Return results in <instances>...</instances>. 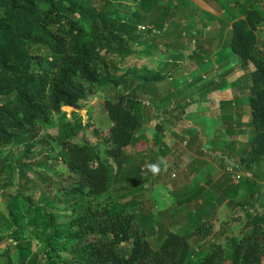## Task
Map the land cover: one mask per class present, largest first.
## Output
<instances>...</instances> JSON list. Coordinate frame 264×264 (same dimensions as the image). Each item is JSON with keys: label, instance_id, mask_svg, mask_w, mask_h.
I'll use <instances>...</instances> for the list:
<instances>
[{"label": "trees", "instance_id": "16d2710c", "mask_svg": "<svg viewBox=\"0 0 264 264\" xmlns=\"http://www.w3.org/2000/svg\"><path fill=\"white\" fill-rule=\"evenodd\" d=\"M93 1L0 0V173L14 168L3 150L12 153L13 147L23 145L18 171L28 181L34 170L25 163L34 154L35 141L30 139L41 129L55 127L56 116L65 114L63 107L81 110L90 97L100 95L108 117V134L103 141L77 140L84 128L69 127L58 136L60 150L54 163H40L56 176L61 172L72 176L74 181L61 193L44 204L33 203L26 192L12 195L7 203L11 229L8 235L0 236V247L8 240L0 253V264H263L264 211L257 208L264 204L262 182L245 177L225 191L231 196L249 189L256 197L250 206L255 213L241 235L226 236L224 219L214 241H200L196 246L191 245L192 238H209L205 233L214 217L211 212L196 211V222L190 221L178 231L167 228L157 247L150 243V232L157 230L154 224L148 227L149 220H143L148 214L140 211L143 203L150 201L145 180H151L153 173L148 167L146 177L140 167L126 182L125 188L137 191L132 199L126 192L119 194L118 200L112 198V173L121 174L130 161L129 147L143 141L145 91L161 83L165 75L148 67L120 71L112 67L108 55L127 58L141 48L138 28L160 0H142L143 15L141 10L106 13ZM172 2L166 0V10ZM225 12L233 16L229 47L243 66H254L248 98L253 134L241 164L247 169H264V32L258 33L264 24V10L237 0L236 7H226ZM143 55L152 56V51ZM129 75L137 81L127 82ZM109 87L115 89L114 95L102 94ZM156 127L162 132L163 122L158 120ZM160 167L162 171L165 165ZM204 192L198 187L167 212L186 208ZM56 205H66L70 218L60 220ZM25 216L41 223V230L31 232L43 242L44 250L33 251L34 237L26 236L30 230L20 219ZM212 226L210 233L215 229ZM224 236L226 247L219 243ZM131 238L129 253H120L118 246Z\"/></svg>", "mask_w": 264, "mask_h": 264}, {"label": "crops", "instance_id": "0c3cea01", "mask_svg": "<svg viewBox=\"0 0 264 264\" xmlns=\"http://www.w3.org/2000/svg\"><path fill=\"white\" fill-rule=\"evenodd\" d=\"M192 2L199 6L196 17L181 15L182 21L175 20L171 27L167 26L171 21L165 19L162 30H168V37H192V41L198 43L195 56L199 58L196 64L190 65L191 70L185 73L179 72L182 70L181 64H184L180 51H172L171 55L165 52L167 54H162V57L156 56V67L148 66L149 69L162 71L165 79L145 91L143 98L147 106V120L143 124L144 137L142 142L136 144V150H133V146L129 147V166L135 163V157L138 156V167H141L142 171L149 163L165 165L166 169L167 166L179 167L183 171L181 179L170 185L169 192L173 196L182 195L176 199L173 196L170 199L164 197L157 191L158 184L150 186V198L156 205L167 203L169 207H174L177 200L202 187L205 189L203 195L188 205L195 203L196 206L209 209L212 207L214 210L216 206H212L213 201L225 198L221 193L228 188L227 185L222 186L226 180V170L222 163H241L242 154L249 147L247 135L239 126L249 123L252 110L250 105L232 90V84L237 79L248 76L247 70H237L233 74L231 68L235 63L232 61L235 54L229 47L233 16H227L225 8L236 7L237 0H178L177 3H181V8L184 9L193 6ZM239 3L241 4L240 0ZM175 23H182L185 27L175 26ZM160 32L157 29L155 33ZM211 44L213 45L210 47ZM195 47L196 45L193 49ZM164 49L170 51L167 47ZM200 55H210L212 58L208 61L206 58L201 59ZM165 57H168V60ZM151 58L154 57L143 56L141 61L147 66ZM210 65L215 69L214 72L219 74L229 69L230 74L226 76L223 84L219 83L217 77L215 82L210 81L209 74L206 73ZM170 68L173 69L169 71ZM219 68L222 69L218 70ZM186 76L189 80L183 82L181 78ZM240 103L242 106H239ZM158 120L163 122L162 132L157 130ZM158 175L159 173L153 175L151 181ZM173 176L176 178L178 174ZM216 189L220 191L218 196L214 193ZM240 196L241 190H238L234 196H226L225 199H237ZM225 201L223 199L218 209L214 210L216 217L223 213ZM180 209L179 214H182L185 207L181 206Z\"/></svg>", "mask_w": 264, "mask_h": 264}, {"label": "rangeland", "instance_id": "374dc122", "mask_svg": "<svg viewBox=\"0 0 264 264\" xmlns=\"http://www.w3.org/2000/svg\"><path fill=\"white\" fill-rule=\"evenodd\" d=\"M141 2L142 0H94L93 3L99 10H103L106 13H111L115 10H119L122 12H128L133 13L137 10H141ZM178 0H174L170 6H168V9H165L166 0H160L158 6H154V9L151 13L147 14L145 17L144 22L141 24V26H151L156 30H160V33H155L150 28L143 29L141 26H139L137 31V42L141 46V48H137L136 52L134 54H131L129 57L124 58L123 55H108L110 62L112 63V67L116 68L120 71H125L127 69H135V68H141V67H148V66H155L157 65V59L156 56L162 57V54L171 55L172 51H180L182 61H184V64H181V71L182 73L188 72L191 70L190 65L196 64V61L199 57L195 56V53H197V45L198 43H194L192 41V37L189 35H186V37L179 38L178 36L173 37L170 35L168 37V30L163 31L164 28L163 21L166 19L171 21L170 23H167V26L171 27L175 22V20L182 21L183 16L185 17H196L198 15L199 6L196 5L194 2V5L189 8L182 9V4L177 3ZM241 3L247 2L249 5H255L259 6L264 10V0H240ZM141 14L143 15V11L141 10ZM183 15V16H181ZM196 15V16H195ZM172 18V20H171ZM184 24H176L175 26H183ZM185 27V25L183 26ZM264 32V24L260 26V29L258 30V33L261 34ZM167 34V35H166ZM261 41H264V38H261ZM196 45V49L194 47ZM213 44L210 45V47ZM165 47L169 48V52L167 49H164ZM152 48H156L157 50H152ZM212 49V48H211ZM151 52L152 56L154 58H151L148 61V65L145 66L144 63L141 61L143 59V53L144 52ZM167 52V53H165ZM202 56V55H200ZM176 58V57H174ZM201 59L206 58L211 59L212 56L206 55L200 57ZM161 59V58H160ZM165 59L168 60V57H165ZM192 59V60H191ZM193 61V62H191ZM209 61V60H208ZM235 62L232 68L233 74L237 70H247L248 76H243V79H237L235 83L232 84V90L235 92V94L239 95V98L242 99L245 103H248V98L250 96V84L251 82H248L250 79V73L249 71L254 68L252 64L247 65V67L242 65V60L238 55L235 54V59L232 60ZM189 62V63H188ZM174 64V63H173ZM172 64V65H173ZM176 64V63H175ZM161 65V64H160ZM178 65V64H177ZM160 67V66H159ZM173 68H170L169 71H171ZM175 69V68H174ZM222 68H219L220 70ZM209 74V79L212 82H215L214 80L216 77L219 79V83L223 84V82L226 81V76L230 74L229 69L222 71L220 74L218 72H214V68L212 65H210L209 68L206 69ZM205 70V71H206ZM234 70V71H233ZM176 74V73H175ZM181 75V73H180ZM186 75V74H185ZM182 76V75H181ZM183 82H186L189 80V77H183L181 78ZM126 81H137L136 78L133 75H129L126 77ZM218 83V82H217ZM130 90V88H129ZM187 90V89H186ZM115 89L113 87H109L107 91L103 92L102 94L106 95L110 93L112 96L114 95ZM188 91V90H187ZM126 93V92H125ZM239 106H242L240 103ZM64 115H58L56 116V126L53 128L48 129H41L35 136H32L30 141H35V146L33 147L32 151L34 154H32V158L29 160L27 159L25 163H28V165H32L33 171L29 173L28 181L25 180V178H21V173L18 171L20 169V165H18V159L22 156L24 147L21 146H15L12 148V153H9V149L3 150V156L7 158V161L11 163L13 168V171H7L0 173V236H6L10 232L11 229V223L8 220V211H7V203L11 199L12 195L20 192H26L30 197L31 201L33 203H42L44 204L48 200L52 199L56 194H59L63 191L65 187L70 185L74 179L72 176H69L66 172H61L60 176H56L53 174L52 171L47 170V168L43 167L41 168L40 163H54V157L58 155V152L60 150V143L58 141V136L62 134V132L69 129V127H83L84 130L81 131V134L79 138L76 139H89L92 142H98L103 141L108 134V117L106 113L103 111V97L100 95L92 96L88 99V101L84 104V108L81 110H77L74 107L65 106L63 107ZM252 118V117H251ZM239 128L244 131L247 135V140H250V137L253 134V127H252V119H250L249 123L245 126H239ZM182 145V143H181ZM249 145V144H248ZM133 150H136V144L132 145ZM134 153V152H133ZM11 154V155H10ZM136 154V152H135ZM10 155V156H9ZM196 164V163H195ZM223 168L226 170V180L225 183L222 185L230 186L231 189L238 184L239 182H236L234 175L236 172L241 173H249L252 175L251 179H255L259 182L264 183V169L261 167H258L257 169H247L244 165L241 163H222ZM0 166H3L0 162ZM139 157H135V163L132 164V166H129V164L124 167V170L119 175H115L112 173L111 175V184H114V188L112 189V198L118 200L119 197H117L119 194H122L123 192H126L128 194V199H132L137 193V191H131L127 188L126 182L136 173V171H140L139 169ZM161 166V165H160ZM227 166L233 167L234 171L227 170ZM142 169V168H141ZM143 170V169H142ZM141 170V171H142ZM173 174H178V176L175 178ZM143 177H146L145 170L142 171ZM183 176V171L180 170L179 167H168L166 169L163 168L162 171L159 172V175L157 177H153V181L151 180H145L146 185L150 187L153 184H158L157 191H159L161 194H163L164 197L169 198L173 195L169 192L170 185L175 181H178ZM244 179V178H242ZM241 179V180H242ZM240 181V180H239ZM138 190V189H137ZM218 192H220L218 189L215 190V196H218ZM134 193V195H133ZM214 195V194H213ZM221 195L226 198L225 192H222ZM148 196H151V187L150 192L148 193ZM179 196L182 195H174L173 197L176 199ZM234 196V195H233ZM224 199L225 205L222 209L223 213L221 215L218 214V217L214 215L212 218V222L209 225L208 231L205 234L209 235V238L206 239L203 236L201 237H195L192 238L191 245L196 246L197 243H202L204 241H207L206 243H209L211 241H214V238L216 237L217 230L221 227V221L227 220V227L225 228L226 236L229 237H235L242 234V228L246 226L248 220L251 217V213H255V208H251V204L254 203V195H252L251 191L249 189H241V196L237 199ZM223 199L217 198L215 201H213L212 206H216L214 210H217L220 204L222 203ZM176 204V203H175ZM66 205L55 207V212L60 216V220H67L70 218V213L65 210ZM239 207H246L250 208L249 211L247 210H239ZM160 208V209H157ZM167 203H159L155 204V201L150 198V201L144 202L143 205L140 207L141 213L148 214V218L143 216V220L147 219L148 221V227L152 228L153 224L155 225L156 232H150L149 235V241L152 244L153 247H157L161 241L162 238L165 236V231L167 228H170L171 231H178L180 228H183L184 225L188 222H196L197 215H195L196 211L198 212H211L214 213V210H212V207L207 208L202 206H196L195 203L191 204L188 208H185L183 210L182 214H179L181 209L179 211H172L175 213L173 215L172 212H167V209H169ZM258 209H261V211H264V204L262 206L257 207ZM245 209V208H244ZM195 210V211H194ZM239 210V211H238ZM234 214L235 216H232ZM143 215V214H142ZM21 223L23 224L26 229L30 230L26 233V236L29 238H33L32 236V229H42V225L40 222L35 221L31 217L25 216L24 218L21 217ZM222 219V220H221ZM215 225V229L210 233V228H212ZM141 226V225H140ZM154 227V226H153ZM149 232V231H148ZM226 236L222 237L220 239V242L222 246L226 247ZM202 241V242H200ZM8 243V240L6 238L4 244L0 247V253L2 252V249L6 247ZM43 242L40 241V239H37V237H34L32 239V246L33 251L36 252L37 250L42 251L44 250ZM132 245V238L127 240L126 242L120 244L118 246L119 252L122 254H128L130 251ZM12 254L15 253V250L11 248L10 250ZM45 259L44 257L41 259L43 261ZM263 264H264V255L262 257ZM16 263V262H15Z\"/></svg>", "mask_w": 264, "mask_h": 264}, {"label": "built area", "instance_id": "2783aa9c", "mask_svg": "<svg viewBox=\"0 0 264 264\" xmlns=\"http://www.w3.org/2000/svg\"><path fill=\"white\" fill-rule=\"evenodd\" d=\"M141 27H142L143 29L150 28L151 30H153V31L156 32V30H155L153 27H151V26H148V27H146V26H141ZM227 170H229V171H234V170H233V167H231V166H229ZM245 177H247V178H251L252 175L249 174V173H241V172H236V174L234 175V178H235L236 182H239V180H241L242 178H245Z\"/></svg>", "mask_w": 264, "mask_h": 264}, {"label": "clouds", "instance_id": "9594fccd", "mask_svg": "<svg viewBox=\"0 0 264 264\" xmlns=\"http://www.w3.org/2000/svg\"><path fill=\"white\" fill-rule=\"evenodd\" d=\"M147 167L153 173V175H156L161 171L159 163H149Z\"/></svg>", "mask_w": 264, "mask_h": 264}]
</instances>
